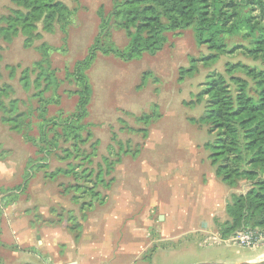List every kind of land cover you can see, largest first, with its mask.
<instances>
[{
    "label": "rangeland",
    "instance_id": "1",
    "mask_svg": "<svg viewBox=\"0 0 264 264\" xmlns=\"http://www.w3.org/2000/svg\"><path fill=\"white\" fill-rule=\"evenodd\" d=\"M61 1L75 10L66 34L57 27L52 33L40 27V38L29 43L22 37L11 43L0 39V88H9L3 101L17 99L20 110L32 111L30 134L35 138L39 99L33 89L23 90L20 72L40 60L42 43L51 46L59 98L48 113L71 114L77 86L68 73L97 36L98 11L108 15L115 0ZM11 8L10 0H0V17ZM251 16L257 26H264L257 6ZM108 31L101 39L104 46L127 45L128 38L114 22ZM165 36L160 51L138 60L97 54L87 71L91 99L84 121L92 138L79 146V157L76 152L66 156L71 144L55 136L54 150L44 158L0 121V264H69L76 255L79 264H239L235 262L264 250L219 242V225L228 220L226 206L241 187L230 189L216 177L205 149L211 136L208 126L199 123L203 103L198 102L206 79L225 75L226 63L262 70L264 64L237 48L204 65L202 58L210 51L196 44L193 28ZM226 42L246 45L239 35ZM190 67L180 81V70ZM49 134L52 140L53 131ZM85 154H91L92 164L86 163ZM103 158L112 164L120 159L109 176ZM42 163L46 167H40ZM68 164L78 166L77 173L98 171L100 166L103 184L113 181L106 188L101 183L92 186L93 181L79 173L53 181L46 176L66 170Z\"/></svg>",
    "mask_w": 264,
    "mask_h": 264
},
{
    "label": "trees",
    "instance_id": "2",
    "mask_svg": "<svg viewBox=\"0 0 264 264\" xmlns=\"http://www.w3.org/2000/svg\"><path fill=\"white\" fill-rule=\"evenodd\" d=\"M10 2L13 8L0 17V39L6 43L18 37H22L25 43L40 38V27L46 33H52L57 27L66 34L75 15V10L61 0ZM256 6L264 14V0H115L108 15L98 11L97 36L87 55L75 64L71 74L68 73L77 86L74 92L77 103L73 112L67 116L61 112L52 116L48 113V106L56 104L59 98V81L50 63L53 48L42 43L39 46L40 60L34 63L33 69H23L18 78L23 90L33 89V97L39 99L38 136L35 138L30 134L33 130L32 111L20 110L17 99L3 101L9 97L7 86L0 88V121L36 147L44 158L54 150L55 136L71 144L73 150H64L66 156L72 157L76 152L79 157V146L92 138L88 124L84 123L89 116L91 99L87 71L99 52L124 62L138 60L144 54L152 56L160 51L166 42V33L191 27L196 44L206 46L210 51L202 58L204 65L216 63L224 53H232L237 48H242L253 62L264 64V26H257L251 16ZM112 22L128 38L122 49L107 48L101 41L108 36ZM238 35L244 38L246 45L226 42L227 38ZM190 71L192 67L181 69L180 81ZM238 73L246 78L239 77ZM224 74L226 76L216 73L206 79L198 94V102L203 103L199 123L208 126L211 136L205 149L209 152L211 164L216 166V177L230 189L241 187L240 192L232 193V201L226 206L228 220L219 225L222 237L226 238L244 229L264 228V70L241 62L226 63ZM46 93L51 94L45 99ZM50 131L54 135L52 140L49 139ZM83 158L88 165L92 164L91 154H85ZM103 162L109 176L120 159L112 164L103 158ZM41 166L46 167V164ZM78 169V166L68 164L66 170L57 169L47 172L46 176L53 181L60 175L77 177L79 173L93 181L92 186L104 185L100 166L98 171L87 169L77 173ZM112 181L111 178L104 186L109 187ZM93 196L97 197L96 192Z\"/></svg>",
    "mask_w": 264,
    "mask_h": 264
},
{
    "label": "built area",
    "instance_id": "3",
    "mask_svg": "<svg viewBox=\"0 0 264 264\" xmlns=\"http://www.w3.org/2000/svg\"><path fill=\"white\" fill-rule=\"evenodd\" d=\"M219 242L226 246L237 245L242 248L255 250L264 247V228L254 230L244 229L236 232L234 235L219 239Z\"/></svg>",
    "mask_w": 264,
    "mask_h": 264
},
{
    "label": "crops",
    "instance_id": "4",
    "mask_svg": "<svg viewBox=\"0 0 264 264\" xmlns=\"http://www.w3.org/2000/svg\"><path fill=\"white\" fill-rule=\"evenodd\" d=\"M79 255H76L74 262L69 263V264H79ZM264 261V250L262 252H259L253 257L245 258V259H240L236 261L235 263H242V262H261ZM228 261H224L223 263H218V264H226ZM233 262V261H232ZM66 264V263H65Z\"/></svg>",
    "mask_w": 264,
    "mask_h": 264
},
{
    "label": "water",
    "instance_id": "5",
    "mask_svg": "<svg viewBox=\"0 0 264 264\" xmlns=\"http://www.w3.org/2000/svg\"><path fill=\"white\" fill-rule=\"evenodd\" d=\"M239 264H264V261H261V262H242Z\"/></svg>",
    "mask_w": 264,
    "mask_h": 264
}]
</instances>
